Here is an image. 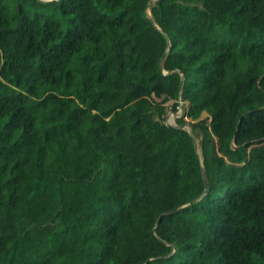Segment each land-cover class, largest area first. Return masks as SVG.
<instances>
[{
	"label": "trees",
	"instance_id": "16d2710c",
	"mask_svg": "<svg viewBox=\"0 0 264 264\" xmlns=\"http://www.w3.org/2000/svg\"><path fill=\"white\" fill-rule=\"evenodd\" d=\"M149 1L0 0V264H264V0Z\"/></svg>",
	"mask_w": 264,
	"mask_h": 264
},
{
	"label": "rangeland",
	"instance_id": "374dc122",
	"mask_svg": "<svg viewBox=\"0 0 264 264\" xmlns=\"http://www.w3.org/2000/svg\"><path fill=\"white\" fill-rule=\"evenodd\" d=\"M180 106L178 107L177 111L168 110V112L165 115V121L169 124H175L176 118L180 117L183 114L184 108L187 106V102H183L182 100H179ZM202 117L207 116L205 112L202 113ZM186 121H189L187 117H184ZM189 126H186L188 128Z\"/></svg>",
	"mask_w": 264,
	"mask_h": 264
},
{
	"label": "water",
	"instance_id": "95a60500",
	"mask_svg": "<svg viewBox=\"0 0 264 264\" xmlns=\"http://www.w3.org/2000/svg\"><path fill=\"white\" fill-rule=\"evenodd\" d=\"M46 1H50V0H46ZM160 0H150L149 2H148V4H147V7L151 4V3H158ZM146 12H147V15L150 17V12H149V10H148V8H147V10H146ZM182 83V82H181ZM169 124V123H168ZM170 125V124H169ZM185 125H183V127H184ZM189 128V127H188ZM191 137H192V140H193V143H194V145H195V147L197 146V141H196V139H195V136H194V134L191 132ZM203 180H204V182H205V173L203 172ZM177 209H179V208H177ZM176 209V210H177ZM171 212V211H170ZM170 212H166V213H170ZM163 214H160L159 216H158V218H157V221L160 219V217L162 216Z\"/></svg>",
	"mask_w": 264,
	"mask_h": 264
}]
</instances>
